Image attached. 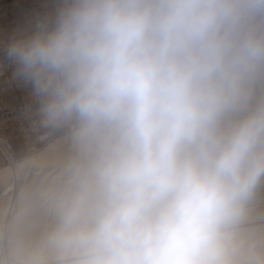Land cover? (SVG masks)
Instances as JSON below:
<instances>
[{"label": "clouds", "instance_id": "clouds-1", "mask_svg": "<svg viewBox=\"0 0 264 264\" xmlns=\"http://www.w3.org/2000/svg\"><path fill=\"white\" fill-rule=\"evenodd\" d=\"M2 52L84 156L52 264H236L264 189V0H46Z\"/></svg>", "mask_w": 264, "mask_h": 264}, {"label": "bare ground", "instance_id": "bare-ground-1", "mask_svg": "<svg viewBox=\"0 0 264 264\" xmlns=\"http://www.w3.org/2000/svg\"><path fill=\"white\" fill-rule=\"evenodd\" d=\"M9 157L12 166L0 167V250L6 249L15 264H52L48 237L57 226L61 204L75 193L84 156L69 132L22 160ZM260 195L264 197V189L248 215L232 229L236 264L264 260V199ZM4 261L0 256V264Z\"/></svg>", "mask_w": 264, "mask_h": 264}, {"label": "rangeland", "instance_id": "rangeland-1", "mask_svg": "<svg viewBox=\"0 0 264 264\" xmlns=\"http://www.w3.org/2000/svg\"><path fill=\"white\" fill-rule=\"evenodd\" d=\"M45 2L46 0L4 2L3 10L0 12V19L9 16L8 18L6 17L7 19L5 22L10 23V25H8L9 31H3L2 25L4 22L0 21V58L4 59L2 50L11 38L25 33L26 30L30 28L32 19L36 13V9L38 8L40 11ZM13 15H17L15 23H13ZM13 29H17L15 33L12 32ZM12 70L13 69L11 68L7 74L0 76V80L6 79L5 84L7 85L4 84L5 87H9L8 90H6L7 88L3 89V83L0 82V113L6 110H16L20 115L17 114L15 119L10 122L0 123V128L1 134L4 137V145L7 147L10 156L13 158V161L17 162L32 155L42 148H46L49 143H51V140L53 141L56 137L72 131L68 127L57 130H50L43 127L40 123L41 117L39 115V102L32 94H27V92H23V90H21L18 98L12 96V81L9 77V74L12 72ZM8 80L9 82H6ZM42 134H48L49 138L45 141H42L40 138V135ZM27 141H32V145L27 146ZM5 157L6 156L0 151V167L12 166L11 163L13 162H10L9 159ZM33 176L34 175L32 174V177ZM42 177L43 175L39 178ZM29 178L32 180L31 174ZM260 197H263V195H260ZM2 242L3 241L1 240V243ZM6 252V249L0 250V256L5 258L6 261H4V263L13 264L15 261L10 259L11 257L8 255L6 256ZM8 259H10V262Z\"/></svg>", "mask_w": 264, "mask_h": 264}, {"label": "built area", "instance_id": "built-area-1", "mask_svg": "<svg viewBox=\"0 0 264 264\" xmlns=\"http://www.w3.org/2000/svg\"><path fill=\"white\" fill-rule=\"evenodd\" d=\"M26 0H0V12L3 10L4 2H25ZM11 69L10 66L7 65L6 61L3 58H0V76L7 74V72ZM20 115L16 110H6L0 113V123H7L15 119L16 115ZM41 140L45 141L49 138L48 134L40 135ZM0 151L6 156L5 158H10V154L8 152L7 147L4 145V137L1 134L0 128ZM7 155H6V154Z\"/></svg>", "mask_w": 264, "mask_h": 264}, {"label": "crops", "instance_id": "crops-1", "mask_svg": "<svg viewBox=\"0 0 264 264\" xmlns=\"http://www.w3.org/2000/svg\"><path fill=\"white\" fill-rule=\"evenodd\" d=\"M35 8H37V7H35ZM37 11H39L38 10V8L36 9V12ZM7 18L9 17V16H6ZM6 17H3L2 19H0V21H3L4 23H3V25H2V30L3 31H6V30H8L9 31V27H8V25H10V23H8V22H5V20L7 19ZM13 23H15V19H17V15H13ZM6 27V28H5ZM16 30L17 29H13L12 30V32L13 33H15L16 32ZM26 30V29H25ZM28 30V29H27ZM26 30V31H27ZM10 76V78H11V81H12V85H11V87H12V89H13V91H12V96L13 97H15V98H18V95H20V92H21V90H23V92H27V94H32L31 93V89H30V87H25V86H23V85H21V84H19V83H17V82H15L13 79H12V72L9 74ZM9 78V79H10ZM5 80L6 79H3V80H0V82L1 83H3V85H2V87H3V89H5V88H7L6 90H8L9 89V87L7 86V87H5V85H7V84H5ZM6 82H9V80L8 81H6ZM5 84V85H4ZM32 141H27V146H31L32 144Z\"/></svg>", "mask_w": 264, "mask_h": 264}]
</instances>
